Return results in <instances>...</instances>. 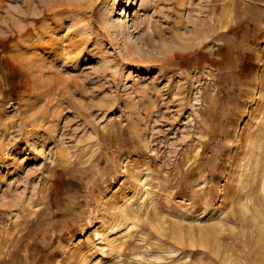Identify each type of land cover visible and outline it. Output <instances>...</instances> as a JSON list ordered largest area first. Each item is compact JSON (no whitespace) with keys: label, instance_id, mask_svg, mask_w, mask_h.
Wrapping results in <instances>:
<instances>
[{"label":"rangeland","instance_id":"obj_1","mask_svg":"<svg viewBox=\"0 0 264 264\" xmlns=\"http://www.w3.org/2000/svg\"><path fill=\"white\" fill-rule=\"evenodd\" d=\"M119 4L0 0V264H264V0Z\"/></svg>","mask_w":264,"mask_h":264},{"label":"bare ground","instance_id":"obj_2","mask_svg":"<svg viewBox=\"0 0 264 264\" xmlns=\"http://www.w3.org/2000/svg\"><path fill=\"white\" fill-rule=\"evenodd\" d=\"M124 2H125V0H119V3H120L119 5L121 6ZM227 16H228V15H227ZM223 23H224V22H223ZM226 31H227V30H226ZM228 32H230V31H228ZM225 38H226V37H225ZM150 39H151V38H150ZM150 39H149V40H150ZM150 41H151V40H150ZM147 45H148V44H147ZM195 46H196V45H195ZM146 47H147V46H146ZM147 48H148V47H147ZM192 48H193V47H192ZM56 49H57V48H56ZM64 49H65V48H64ZM188 49H189V48H188ZM195 49H196V47H195ZM57 50H58V49H57ZM131 50H132V49H131ZM199 50H200V49H199ZM214 50H215V49H214ZM193 51H194V50H193ZM63 52H64V51H63ZM129 53H130V52H129ZM131 53H132V52H131ZM55 54H56V53H55ZM57 54H58V52H57ZM57 54H56V57H57ZM127 55H128V54H127ZM175 55H176V54H175ZM53 56H54V55H53ZM171 57H172V56H171ZM164 58H165V57H164ZM157 59H158V58H157ZM53 60H54V59H53ZM53 60H52V61H53ZM155 60H156V58H155ZM60 61H61V60H60ZM61 67H62V66H61ZM63 67H64V66H63ZM58 69H59V68H58ZM61 70H62V69H61ZM164 73H165V72H164ZM170 74H171V73H170ZM86 79H87V78H86ZM87 80H88V79H87ZM84 82H85V81H84ZM81 83H82V82H81ZM81 83H80V84H81ZM180 83H181V82H180ZM181 84H183V83H181ZM82 85H86V84L83 83ZM82 85H81V86H82ZM188 85H189V84H188ZM191 85H192V84H191ZM54 86H55V85H54ZM69 86H70V85H69ZM63 87H64V85H63ZM79 87H80V86H79ZM180 87H181V86H180ZM191 87H192V86H191ZM209 87H210V86H209ZM51 88H52V87H51ZM72 88H73V87H72ZM80 88H81V87H80ZM80 88H79V89H80ZM188 88H189V86H188L186 89L188 90ZM192 88H193V87H192ZM61 89H62V88H61ZM79 89H78V90H79ZM178 89H179V88H178ZM59 90H60V88H59ZM82 90H83V89H82ZM183 90H184V88H183ZM207 90H209V89H207ZM57 91H58V90H57ZM74 91H75V90H74ZM180 91H182V90L180 89ZM75 92H76V91H75ZM207 92H208V91H207ZM73 94H75V93H73ZM83 94H84V93H83ZM202 94H203V92H202ZM202 94H201V95H202ZM205 95H206V94H205ZM183 96H184V95H183ZM184 97H188V96H184ZM205 97H206V96H205ZM213 98H214V97H213ZM84 99H85V98H84ZM198 99H199V98H198ZM181 100H183V99H181ZM77 101H78V100H77ZM183 101H184V100H183ZM183 101H182V102H183ZM207 101H208V100H207ZM211 101H212V100H211ZM211 101H210V102L208 101V103H213V102H214V100H213L212 102H211ZM182 102H181V103H182ZM189 102H190V100H189ZM199 103H200V102H199ZM215 104H217V103L215 102ZM205 105H206V103H205ZM212 105H213V104H211V106H212ZM202 106H203V105H202ZM211 106H210V107H211ZM207 107H208V106H207ZM214 107H215V106H214ZM204 108H206V107H204ZM211 108H212V107H211ZM211 110H212V109H211ZM78 113H79V112H78ZM204 113H205V112H204ZM206 113H207V112H206ZM207 114H208V113H207ZM195 149H196V148H195ZM194 151H195V150H194ZM194 151H191V152L194 153ZM200 151H201V150H200ZM200 151H199V152H200ZM187 152H188V151H187ZM188 153H189V152H188ZM193 153H192V154H193ZM197 154H198V151H197ZM202 154H203V153H202ZM192 156H193V155H192ZM192 156H191V153H190V156H189V157H192ZM148 176H149V175H148ZM150 177H151V175H150ZM146 179H148V178H146ZM149 179H151V178H149ZM144 186H145V185H144ZM148 189H149V188H148ZM143 196H145V195H143ZM146 199H147V198H146ZM145 202H146V201H145ZM0 205H1V204H0ZM144 205H145V204H144ZM151 205H152V204H151ZM154 206H155V205H154ZM139 208H140V207H139ZM149 208H151V207H149ZM140 209H141V208H140ZM140 209H139V210H140ZM142 209H143V208H142ZM138 214H139V213H138ZM3 217H4V216H3ZM3 217H2V218H3ZM149 217H150V219H151V216H150V215H149ZM158 217H159V216H158ZM150 219H149V220H150ZM154 219H155V218H154ZM158 220H159V219H158ZM156 223H157V222H156ZM156 223H155V224H156ZM12 225H13V224H12ZM156 225H157V224H156ZM161 225H163V224L161 223ZM158 226H160V225H158ZM158 226H157V227H158ZM10 227H11V226H10ZM16 227H17V226H16ZM158 228H159V227H158ZM165 228H166V227H165ZM1 229H2V228H1ZM1 229H0V230H1ZM9 229H10V228H9ZM11 229H12V228H11ZM13 229L15 230V228H13ZM155 229H156V228H155ZM14 230H13V231H14ZM15 231H17V230H15ZM142 231H143V230H142ZM155 231H156V230H155ZM18 232H19V231H18ZM128 232H129V231H128ZM152 232H153V231H152ZM167 232H168V231H167ZM0 233H1V232H0ZM13 233H15V232H13ZM148 234H149V233H148ZM155 234H156V233H155ZM157 234H158V233H157ZM165 234H167V233H165ZM140 235H141V234H140ZM140 235H139V237H140ZM142 235H143V234H142ZM27 236H28V235H27ZM155 236H156V235H155ZM158 236H159V234H158ZM192 236H193V235H192ZM159 237H160V236H159ZM162 237H163V236H162ZM168 237H169V236H168ZM12 238H13V237H12ZM12 238H11V239H12ZM25 238H26V237H25ZM165 238H167V236L164 237V239H165ZM35 239H36V238H35ZM39 239H40V238H39ZM153 239H154V238H153ZM153 239H152V240H153ZM164 239H163V240H164ZM176 239H177V238H176ZM192 239H193V237H192ZM9 240H10V239H9ZM128 240H129V239H128ZM141 240H142V239H141ZM145 240H146V239H145ZM147 240H148V235H147ZM147 240H146V241H147ZM30 241H31V240H30ZM113 241H114V240H113ZM161 241H162V240H161ZM8 242H9V241H8ZM11 242H12V241H11ZM18 242H19V240H18ZM32 242H33V241H32ZM141 242H142V241H141ZM144 242H145V241H143V244H145ZM9 243H10V242H9ZM23 243H24V242H23ZM101 243H102V242H101ZM151 243H152V242H151ZM153 243H154V242H153ZM6 244H7V243H6ZM163 244H164V243H163ZM127 245H128V244H127ZM153 245H154V244H153ZM164 245H165V244H164ZM97 246H98V245H97ZM101 246H102V245H101ZM130 246H131V245H130ZM161 246H163V245H162V244H160V245L158 244V247L162 248ZM128 247H129V246H128ZM163 247H164V246H163ZM106 248H107V247H106ZM125 248H126V247H125ZM164 248H165V247H164ZM168 248H169V247H168ZM2 249H3V248H2ZM146 249H147V248H146ZM169 249H170V248H169ZM6 250H8V249H6ZM14 250H15V249H14ZM18 250H19V249H18ZM105 250H106V249H105ZM165 250H166V248H165ZM171 250L175 251V248H174V249L171 248ZM3 251H4V250H3ZM147 251H149V250H147ZM168 251H169V250H168ZM102 252H103V251H102ZM140 252H142V251H140ZM5 253H7V252L5 251ZM12 253H13V252H12ZM17 253H18V252H16L15 254H17ZM4 255H5V254H4ZM4 255H3V256H4ZM102 255H103V254H102ZM124 255H125V253L123 254L122 251L119 252V253L117 252V254H116V259H118L119 261H121V260H123ZM18 256H19V255H18ZM20 256H21V255H20ZM104 256H105V255H104ZM112 256H113V255H112ZM125 256H126V255H125ZM15 258H16V257H15ZM182 258H183V257H182ZM3 259H4V258H3ZM108 259H109V258H108ZM114 259H115V258H114ZM124 259H125V258H124ZM104 260H105V259H104ZM109 260H110V259H109ZM105 261H106V260H105ZM127 261H128V260H127ZM12 262H13V261H12ZM129 262H130V261H129ZM0 263H1V262H0ZM3 264H4V263H3ZM5 264H10V260L7 259V258H5ZM15 264H16V263H15ZM124 264H125V263H124ZM127 264H128V263H127ZM184 264H185V263H184Z\"/></svg>","mask_w":264,"mask_h":264}]
</instances>
